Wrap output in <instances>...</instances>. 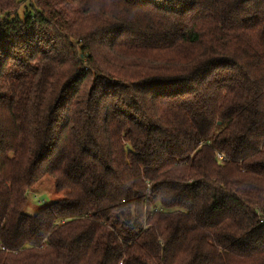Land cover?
<instances>
[{"label": "trees", "instance_id": "trees-1", "mask_svg": "<svg viewBox=\"0 0 264 264\" xmlns=\"http://www.w3.org/2000/svg\"><path fill=\"white\" fill-rule=\"evenodd\" d=\"M0 264H264V0H0Z\"/></svg>", "mask_w": 264, "mask_h": 264}, {"label": "rangeland", "instance_id": "rangeland-1", "mask_svg": "<svg viewBox=\"0 0 264 264\" xmlns=\"http://www.w3.org/2000/svg\"><path fill=\"white\" fill-rule=\"evenodd\" d=\"M63 196L55 189L54 179L50 175L43 176L27 193L25 212L35 215L39 210Z\"/></svg>", "mask_w": 264, "mask_h": 264}, {"label": "built area", "instance_id": "built-area-1", "mask_svg": "<svg viewBox=\"0 0 264 264\" xmlns=\"http://www.w3.org/2000/svg\"><path fill=\"white\" fill-rule=\"evenodd\" d=\"M218 155H219V158L220 159H223L224 158V154L219 153Z\"/></svg>", "mask_w": 264, "mask_h": 264}]
</instances>
